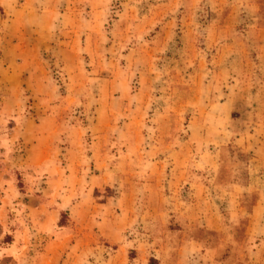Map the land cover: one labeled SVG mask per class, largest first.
Returning <instances> with one entry per match:
<instances>
[{
    "label": "rangeland",
    "instance_id": "374dc122",
    "mask_svg": "<svg viewBox=\"0 0 264 264\" xmlns=\"http://www.w3.org/2000/svg\"><path fill=\"white\" fill-rule=\"evenodd\" d=\"M16 10L39 15L0 23V264H260L264 0Z\"/></svg>",
    "mask_w": 264,
    "mask_h": 264
},
{
    "label": "crops",
    "instance_id": "0c3cea01",
    "mask_svg": "<svg viewBox=\"0 0 264 264\" xmlns=\"http://www.w3.org/2000/svg\"><path fill=\"white\" fill-rule=\"evenodd\" d=\"M0 5H2L4 7L5 11L7 12L8 11V7L11 5V0H0ZM33 15H37L38 16L39 14H25V12L23 10H16L15 12L12 11V14H7L6 18L5 17L2 18L1 15H0V23L3 24V25H6V23H7V25L12 24L14 26H19V27L20 26L21 27L25 26V28L28 27L27 30H32L34 27L33 26L30 27V25L28 23V18L32 17ZM41 17L42 18H44V17L45 18H50L48 16V14H42ZM25 20H26V23H25ZM51 20H52V17H51ZM37 126H38L37 135H38V133H41L43 130L41 128L42 127L41 124H39ZM68 176H70V177L76 176L77 177V175H74V174L73 175L70 174ZM66 178H64V179H66ZM155 179H157V177ZM155 179H153V181H155ZM56 180H61V178L55 179V182H56ZM163 192L164 191H162L161 193H163ZM61 193L62 192H61V190H59V188L55 189L54 194H61ZM88 193H91V191L89 190ZM165 193H163V194H165ZM132 196H134V194ZM132 199H133V197H132ZM78 203H77V205H80ZM82 203H83V199H82ZM76 208H78V206H76ZM59 209H65V208H64V206L59 205ZM165 210H166V208L164 206L163 207H159L157 210H155L158 213V215H159L157 218H159L160 215L165 213ZM254 215L255 216L253 217V220L251 221V225L250 226L253 227L254 230H258V232H257V234H254V232L251 233L252 230H250V226H249V237L251 236V238H252L254 236H264V203L259 204L257 209L255 207ZM219 225H220V223H219ZM126 226L127 225H125L124 227H126ZM124 227L121 226V231H124L123 230ZM115 232H117V231H115ZM115 232L113 231V233H115ZM258 233H260V234H258ZM119 241L120 240L117 239V242H119ZM229 241L230 240H228V242ZM181 246L182 247L190 246V241L188 239H186L183 242V245H181ZM256 252L257 253L254 254L255 257L259 259V263L260 264H264V241H262L261 246H257L256 247ZM206 254H208L210 256V258H212V259H214L216 257V252L214 250H207Z\"/></svg>",
    "mask_w": 264,
    "mask_h": 264
}]
</instances>
